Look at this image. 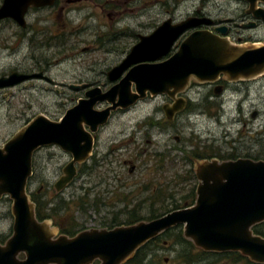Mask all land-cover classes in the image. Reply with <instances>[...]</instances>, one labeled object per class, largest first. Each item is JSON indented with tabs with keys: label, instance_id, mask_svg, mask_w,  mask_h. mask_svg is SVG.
Wrapping results in <instances>:
<instances>
[{
	"label": "water",
	"instance_id": "obj_1",
	"mask_svg": "<svg viewBox=\"0 0 264 264\" xmlns=\"http://www.w3.org/2000/svg\"><path fill=\"white\" fill-rule=\"evenodd\" d=\"M53 1L4 0L0 21L11 19L23 26L28 7L50 6ZM240 1L248 6L247 14L264 24V10L255 8L264 6V0ZM199 25L211 22L187 19L174 26L171 21L165 22L149 37H141L121 65L109 73L110 78H119L133 67L120 84L96 98L87 94L90 101L79 102L58 122L42 115L34 118L0 149V200L8 198L12 202L13 217L12 235L0 244V264H123L142 246L178 226L183 227L184 239L197 249L207 253H239L254 264H264V238L252 232V228L264 223V161L198 163L194 171L198 185L193 207L150 222L81 232L74 238L56 237L50 221L39 222L27 194L33 155L51 146L72 158L53 185L56 194L67 189L77 175L76 166L87 160L92 149L91 137L83 126L94 132L106 121L110 110L131 107L145 99L146 94L154 97L171 91L181 93L191 80L214 83L223 77L239 82L264 75V46L234 45L224 27L214 33L195 31L170 59L162 61L185 32ZM25 79L17 74L0 79V89ZM117 98L118 103L114 104ZM97 101H106L112 107L96 113L93 107ZM179 103L171 110L164 109L168 119L182 109L184 102Z\"/></svg>",
	"mask_w": 264,
	"mask_h": 264
},
{
	"label": "rangeland",
	"instance_id": "obj_2",
	"mask_svg": "<svg viewBox=\"0 0 264 264\" xmlns=\"http://www.w3.org/2000/svg\"><path fill=\"white\" fill-rule=\"evenodd\" d=\"M95 1L99 4L97 0ZM145 1H132L129 7L132 12H120V16L118 13H104L102 15L90 11L74 13L76 23L82 21V27L74 29L69 28L71 24L68 23L67 12L62 14L55 12V17L52 20L53 25L43 22L47 19V13L30 16L29 22L33 19L40 21L38 25L40 38L42 37L41 33L47 37L46 31L50 30L55 37H65L66 39L62 41H65L66 44L64 46L54 43V47L50 50L40 48L36 52L40 62L44 59L49 60L50 70L47 77L53 81V84L49 85L40 81L37 84V90L32 91V93L31 91H24L23 100L32 99L31 108H28L26 104L23 106L14 104L12 109L5 105L0 107V148L3 147L7 138L20 131L22 121H26L30 117L42 115L52 122L60 121L70 108L69 99L76 97L74 93L68 90L67 86L75 85V81L90 77L86 71L105 69L122 59L125 52L130 48L129 33L143 32L141 27L144 24L149 23L146 27L153 24L156 26L165 20V9L161 2L152 0L151 8L144 10ZM200 2L201 0H167V10L170 11L171 15L175 14L176 19L180 21L195 12L201 5ZM205 3L206 5L202 10L204 14H209L214 20L236 19L237 24H239L238 19L246 10L243 3L234 0H209ZM174 4L177 6L172 7ZM151 9H154L151 18L146 19L147 15L144 16L143 12ZM108 14L113 15V26L121 38L114 44H95L92 52L81 53L82 48L88 45L77 42L85 37L89 28L87 26L108 24L109 20L105 18V15ZM92 16L96 17L93 18ZM14 31L15 27L10 23L0 25V44H5L6 47L10 48L0 50V73L8 70L11 65L14 67L15 64L20 63L21 59L26 57L28 53L25 45H22L21 48L20 43L11 38ZM102 31L108 32V29L103 28ZM234 32L237 34L227 35L229 41L234 45L247 48L264 46L263 27L255 31L237 27ZM71 33L74 34V39L71 38ZM239 39H241V43H237ZM40 41L39 47H42ZM113 48L115 51L107 52L108 49ZM14 49L16 51L12 52ZM27 63L25 62V65H28ZM243 84L245 87L249 86L247 97L259 114L255 124H253L254 129L247 131L242 138L239 137L242 125L232 126L230 122L236 117L234 108H224V110L218 107L210 110L194 108L198 117L191 118V124L181 121L184 126L183 129L175 132L170 128L167 130V126L163 124L161 105L148 101L144 103L145 105L140 104L130 115L116 117L112 121L109 131L99 137L98 155H94V158L97 161H112L113 166L117 167L116 173L107 169L105 163H100L87 176L78 172L73 183L62 193L56 194L53 185L62 176V170L71 161V156L63 153L58 147H45L33 155V175L27 185V194L29 197L36 194L40 200L49 204L47 208L50 211L48 212L53 215L52 220L49 221L56 237L60 236V229H67L70 226L83 232L103 230L109 226L125 223L130 219L129 214L147 218L151 211L157 213L158 210L162 212L171 210L174 203L172 200L180 203L185 196H188V191L193 185H196V182L191 181L189 187L190 182H187V179H189L190 174L185 169V163L179 162V165L182 166L178 167L175 162H172V166H166L161 162V151L169 139L165 135L166 132H169L170 136H181L185 142L184 147L191 149L194 148L195 144L193 138L202 132V139L205 140L210 136V144L213 143L215 156L229 155L233 150L232 148L243 151L244 156L249 155L254 158L261 151H264V76ZM37 99L38 102H35ZM251 108L254 109L251 106H245L246 118H250ZM202 111H210L214 121H208L205 116L200 114ZM21 116L22 121H15ZM138 126L142 127L141 131H139ZM112 137H114L120 150H115L114 155L109 157L107 145ZM192 139L193 142L190 143L189 140ZM250 146H252V150L248 149ZM137 150L146 152L147 157L142 160L143 156L139 157ZM178 156L182 157L181 155ZM125 161H130L136 166L132 174L123 170ZM113 174L115 178H112ZM188 201L191 202L190 199ZM11 207L12 202L9 199L0 201V240L3 241L12 235ZM167 242L170 245L169 241ZM157 245V248L162 247L160 242H157ZM176 255L177 253L174 251L160 253L161 259L167 258L172 262H176Z\"/></svg>",
	"mask_w": 264,
	"mask_h": 264
},
{
	"label": "flooded vegetation",
	"instance_id": "obj_3",
	"mask_svg": "<svg viewBox=\"0 0 264 264\" xmlns=\"http://www.w3.org/2000/svg\"><path fill=\"white\" fill-rule=\"evenodd\" d=\"M97 1L99 2V4H97L95 0H54L52 5L50 6H43L39 8H35L32 6L28 7L26 10V14L24 16L23 26L18 25L15 21L11 19H5V20L0 21V25L3 23H10L15 27L14 34L12 35L11 38H14L17 42H19L21 48H22V45H25L26 49L28 50L26 57H23L20 63L15 64L14 67L11 65V67L8 68V70L0 73V79H8L13 74H17L21 77L26 78L25 80L16 84L13 87L0 89V107L5 105L12 109L14 108L13 107L14 104H18L19 106H23L26 104L28 108H31L32 103H33L32 99L29 100L28 98H26L25 100H23L24 91H31L32 93V91L37 90L38 89L37 84L40 81H43L49 85L53 84V81L49 77H47V74L50 70L49 60L44 59L42 62H40L39 57L36 55V52L40 48H47L48 50H50L51 48L54 47V43L64 45L66 44V42L62 40H65L66 38L61 37V36L55 37L54 34L50 30L46 31L47 37H44L41 33L42 37L40 38V30L38 26L40 21L33 19L31 22H29V20L31 19L30 16H33V14H38V13H47L46 14L47 19L43 22L44 23L48 22L51 25H53L52 20L55 17V12H58L60 14L67 12L68 17H69L68 23L71 24L69 28L74 29L76 27L78 28L82 27V21H78V23H76V21L74 20L75 19V16H73L74 13L90 11V12H97L99 14L101 13L102 15L104 13H112V14L118 13L120 16L121 15L120 12H126V11L132 12V10L129 7L132 1L134 0H97ZM206 1H209V0H201L200 2L201 5L198 6L195 12L187 16L185 19L178 21L175 17V14L171 15L170 11L167 10V0H159V1L157 0L156 2H161L163 5V8L165 9L164 11L165 20L156 26L155 24H153L152 26L146 27L147 25H149V23L144 24L143 27H141L142 28L141 30L143 32H139L137 34H135L134 32L129 33L128 37L130 38L129 39L130 48H128V51L125 52L122 59H119L120 61L118 60L117 63H115L111 67L108 66L105 69H100V70L92 69V70L86 71V73H88L90 77H85L83 79L75 81L76 83L75 85L67 86L68 90H70L76 96L75 98L69 99V102L71 104L68 110H71L72 108L77 106V104L81 101H90V97H87V94H90L89 96H93L94 98H96L99 95H105L115 86L120 84V82L125 78L127 73L133 67L126 70L119 78H117L115 75H112L111 76L112 78H110L109 73L113 69L121 65V63L128 56L130 50L140 42L141 37H149L150 35L154 33V31H156L157 28H159L162 24H164L167 21H171V24L174 26V25H177V24H180L186 21L187 19H197V20L205 19L208 22L210 21L211 25H199L198 27H196V29L185 32L184 35L180 37L179 40L176 41V43L172 46L169 54L162 61H167L168 59H170L178 51L181 43L190 34L194 33L195 31H207V32L214 33L215 29L224 27L227 35L228 34L234 35V34H237V32L236 33L234 32V29H237V27L243 30L246 29V30H253V31L259 29L260 27L264 28L263 23L259 21H255L252 18V15L247 14L248 6L240 0H234V1L238 3H243L244 6L246 7V10L244 11L240 19H238L239 24H237L236 19L234 20L227 19L224 21L219 20V19L214 20L211 18L209 14H204L202 10L206 5L205 3ZM3 3H4V0H0V7L3 5ZM151 5H152V0H146L143 6L144 10L151 8ZM176 6L177 4H174V6L172 7H176ZM255 8L257 10H264V6L262 5H257ZM153 11L154 9L145 11L143 12V15L144 16L147 15V17L145 18L150 19ZM112 14L105 15V18L109 20L108 24L103 23L102 26H98V25L92 26V27H90L91 25L87 26L89 28H88V31L85 37L83 39L78 40L77 42V43L80 42L82 44L88 45L87 47L82 48L81 53L84 54L87 52H92L93 46L95 44H100V45H104L105 43L114 44L116 41L119 40V38H121L119 37V32L113 26V15ZM92 17L95 18L96 16H92ZM75 25H78V26H75ZM251 25H253L252 28L250 29L246 28L247 26H251ZM103 28L108 29V32H103L102 31ZM71 38L74 39V34L72 33H71ZM39 41L42 44V47H39ZM237 43H241V39H239ZM245 45L247 44L245 43ZM4 49H10V48L6 47L5 44H0V50L2 51ZM15 51L16 49L12 50V52H15ZM110 51L113 52L115 51V49L113 48V49L107 50V52H110ZM25 62H28L27 63L28 65H25ZM102 66H105V65H102ZM262 76L258 78H261ZM258 78L250 80V81L229 82L225 78L220 77L214 83H200L195 80H191L187 88H185L181 93L173 94V92L171 91L170 94L168 95L167 94L158 95L154 97H152L150 94H146L145 99L137 101L135 105L131 107L129 106L126 109L117 107L115 110H110L109 116L107 117L106 121L102 125H98L94 132H91L90 127L86 125L83 126V130L85 131V133L89 134L91 137L92 149H91L90 155L87 158V160L81 165L76 166L77 175L79 172V174L87 176L88 173L91 172L93 168L98 167L100 163L101 164L105 163L107 169H110L111 171H114L116 173L117 167L113 166L112 161H108V160L97 161L94 158V155L96 154L98 155V147L100 146L98 143L99 137L103 133L109 131L110 127L112 126V121L116 117H126L130 115L131 113H133L140 104H144L148 101L155 102L157 103V105H161L160 110L163 115V121H162L163 124L167 126V130H169L170 128L172 130H175V132H179L180 130L183 129L184 126L181 121H186L188 124H191L190 123L191 118L198 117V114H196V112L194 111V108L205 109V110H210V109H213L214 107H218L223 110L224 108H234L235 109L234 113L236 114V117H234L233 120H230V122L232 126L237 125V124L242 125V131H240L241 134L239 136L242 138L243 136H245V133L247 131H252L254 129L253 124H255L257 120V116L259 114V112L255 109V106H253L252 102L247 97L249 86L245 87L243 83L252 82V81L257 80ZM94 91H97L99 94ZM131 93L133 94L135 93L134 85L131 86ZM180 101L184 102L182 109L179 112L175 113L172 119H168L165 114L164 109L171 110L179 106ZM35 102H38V99L35 100ZM117 103H118V98L115 100L114 104H117ZM245 106H251L254 108V109L251 108V111L249 112L250 118H246L247 116L244 110ZM111 107H112V104L106 101L104 102L97 101L95 103V106L93 107V111L96 113H103L109 110ZM200 114L205 116L208 121L210 120L214 121V117L210 114V111L209 112L202 111L200 112ZM36 117L38 116L30 117L26 121L25 120L22 121V116H21L19 118H16L15 121H22V126L20 127V130H22L24 126L28 125ZM138 128H139V131L142 130L141 126H138ZM16 133H14L10 138H7V141L4 143V145ZM201 134L202 132L198 133L196 137L193 138L195 144H194V148L191 149L188 147H184L185 142L181 136H170L169 132L165 133V135H167V138L169 139H167L166 144L164 145V148L161 151V154H160L161 162L164 163L166 166H172V162H175L176 166L178 167L182 166V165H179V162L185 163L184 165L185 169H187L189 171L188 173L190 174L189 179H187L188 180L187 182H190V184H188L189 187L191 185V181L196 182V185L195 186L193 185L188 191V195H189L188 199H190L191 202L187 201L184 208L178 209L175 211L188 209L195 205L196 188H197L198 182L195 178L194 171H195L197 164L201 162H209L213 160H218L215 158V152H214L215 149H214L213 143L210 144V136H208L204 140L201 138ZM118 136H121V134H118ZM193 139L189 140V142L192 143ZM190 143H187V144H190ZM51 147H56V146H51ZM232 149H233L232 152H235V154H238L239 156H244L243 151H239L236 148H232ZM248 149L252 150V146H250ZM115 150L119 151L120 149L118 148V144L115 142L114 137H112L111 139H109V144L107 145V155L109 157H112L114 155ZM137 153L139 154V157L143 156L142 160H144L147 157L146 152L137 150ZM178 155H181L182 157H179ZM149 157H148V160L150 159ZM253 158L254 157L249 156V158L241 157L238 159H249V160L255 161L253 160ZM123 166H124L123 170H126L128 174H132L133 171L136 169V166L133 165L130 161H125L123 163ZM83 171H87V172L83 173ZM32 175H33V172H32ZM112 178H115L114 174ZM117 178L119 177L117 176ZM193 189H194V193H192ZM192 194L194 196V199H192L193 197ZM2 199H8V198H2ZM172 201L174 203H179L174 200ZM188 202L190 203L193 202L192 203L193 205L188 207L189 205ZM160 211L161 210H158V212ZM171 212H174V211H171ZM169 213L165 212L164 215L169 214ZM164 215H162L161 217H163ZM141 222H147V221H141ZM179 233H181V237L183 241L189 242L183 237V227L178 226L176 228H173L171 230L164 232L163 234H161L159 237L155 238L154 240H151L152 243L148 246L149 249L145 251V257L143 259H138V257L136 258L134 257L135 256L134 255L132 258H130L123 264H248V263L254 264L250 262L248 258L243 257L239 253H207L200 249H197L191 242H190L191 247H189L185 243H182L181 241H179L178 239ZM10 237L4 240L3 244ZM167 241H169L170 245L168 244ZM157 242H160L162 247L157 248L158 247ZM144 246H142L141 248H143ZM163 251H169V252L174 251L175 253H177L176 258H175L176 262H172L170 259H167V258L161 259L160 253Z\"/></svg>",
	"mask_w": 264,
	"mask_h": 264
},
{
	"label": "trees",
	"instance_id": "obj_4",
	"mask_svg": "<svg viewBox=\"0 0 264 264\" xmlns=\"http://www.w3.org/2000/svg\"><path fill=\"white\" fill-rule=\"evenodd\" d=\"M241 157H244V158H249L248 155L246 156H239L238 154H235V152H231V154L229 155H226V156H215L216 159H218L219 161L221 162H224V161H235L237 160L238 158H241ZM252 159V158H250ZM253 160L255 161H264V151H261L260 154H257L255 158H253ZM192 193H194V189L192 190ZM188 195V194H187ZM193 196V194H192ZM191 196V197H192ZM188 198H189V195L188 197L185 196V198L183 200H181L182 202L180 203H173L172 206H171V210H167L165 212L169 213L171 211H175V210H178V209H182L185 207V204L186 202L188 201ZM30 199H31V202L35 205V216H36V219L39 221V222H45V221H49V220H52V214H50V211L47 206L49 204H47L46 202H43L42 200L39 199V197L36 196V194H32L30 196ZM192 199H194V196L192 197ZM193 203V202H192ZM192 203H189L188 207L193 205ZM165 212H158L156 213L155 211H151V213L149 214V216H147V218L145 217H137L136 215H128V217L130 218L128 221H126L125 223L123 224H119V225H114V226H109L107 228V230H112L114 228H117V227H122V226H132V225H135L141 221H151V220H154L156 218H159L161 217L162 215L165 214ZM60 232V235L62 236H66L68 238H73L75 237L77 234L81 233L82 231H78V230H75L74 227H68L67 229H60L59 230ZM252 232L255 236H259L261 238H264V223L258 225V226H255L254 228H252ZM179 241H181L182 243H185L186 245H188L189 247H191V244L190 242H185L183 241L182 237H181V233H179V237H178ZM6 240V239H5ZM152 243L151 242H148L143 248H140L134 257H138V259H143L145 257V251H147L149 248L148 246ZM0 244H3V240H0ZM230 256V255H228ZM23 258V257H21ZM238 259V257H237ZM98 264V263H96ZM248 264H251V263H248Z\"/></svg>",
	"mask_w": 264,
	"mask_h": 264
}]
</instances>
